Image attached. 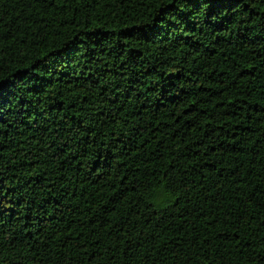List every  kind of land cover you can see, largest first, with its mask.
Masks as SVG:
<instances>
[{"label":"trees","instance_id":"1","mask_svg":"<svg viewBox=\"0 0 264 264\" xmlns=\"http://www.w3.org/2000/svg\"><path fill=\"white\" fill-rule=\"evenodd\" d=\"M0 264H264V0H0Z\"/></svg>","mask_w":264,"mask_h":264}]
</instances>
